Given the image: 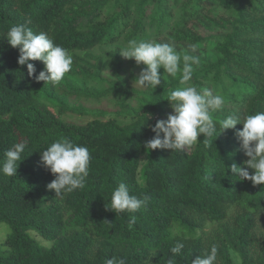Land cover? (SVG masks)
<instances>
[{
    "label": "trees",
    "instance_id": "trees-1",
    "mask_svg": "<svg viewBox=\"0 0 264 264\" xmlns=\"http://www.w3.org/2000/svg\"><path fill=\"white\" fill-rule=\"evenodd\" d=\"M25 23L72 55V69L58 84L35 80L42 62L30 61L32 77L18 64L19 49L6 33ZM149 36L193 46L200 64L188 85L223 95V109L213 112L217 126L230 114L243 121L264 111V0H0V166L10 148L26 145L17 175L0 174V222L10 226L0 264H105L113 257L191 264L213 245L215 264H236L232 253L241 264H264V185L229 171L247 160L235 134L242 124L207 144L201 135L183 151L144 148L154 135L149 125L167 113L171 91L183 87L180 73L171 77L161 69V86L145 89L135 105L124 99L125 112L117 115L128 117L127 124L104 119V111L84 124L63 118L85 114L72 98L126 95L122 86L87 90L88 78L101 81L100 61L89 64L77 53L91 56L97 47ZM61 138L87 147L91 159L85 187L56 197L41 153ZM120 183L131 195L147 196L146 206L135 213L110 210ZM31 232L51 245H40ZM178 242L184 248L174 256L170 249Z\"/></svg>",
    "mask_w": 264,
    "mask_h": 264
},
{
    "label": "clouds",
    "instance_id": "clouds-1",
    "mask_svg": "<svg viewBox=\"0 0 264 264\" xmlns=\"http://www.w3.org/2000/svg\"><path fill=\"white\" fill-rule=\"evenodd\" d=\"M6 38L11 48L19 49L17 62L21 66H27L29 77L36 73V68L30 61L43 63L44 69L35 75L37 82L58 84L72 69L73 57L68 50L55 44L47 33L34 32L27 23L11 26ZM120 54L125 59L134 60L137 66H144L134 80L141 88L161 86L163 76L160 69L164 70V75L171 77L180 73L179 84L183 87L172 90L168 97L172 113L166 120H158L154 126L149 125L154 135L144 143L147 152L157 149L183 151L196 144L201 135L204 137L203 142L207 144L213 136L217 138L221 133L235 129L237 124H242V130L235 134L247 160L241 166L233 163L229 171L240 180L251 181L253 186L264 185V111L249 114L243 121L237 115L230 114L221 119L217 126L213 112L223 109V95L214 94L208 88L198 89L188 85L192 79L193 65L200 64L198 57L188 53L181 54L167 43L143 39L128 41ZM25 147L24 143H17L4 154L0 174L7 177L17 175L19 164L24 160L22 154ZM90 159L89 149L85 146L76 145L67 138L52 142L41 153L42 165L55 177L47 185L48 190H54L58 197L83 189L89 176ZM249 170H252L251 174ZM148 200L147 196L138 198L131 195L128 186L120 183L111 193L109 209L115 213H135L145 207ZM135 219L133 215L130 222L134 223ZM183 248L184 244L178 242L170 251L175 256ZM217 253L218 249L213 245L209 253L196 256L191 264H215ZM105 264H127V261L123 257H113L107 259ZM168 264H175L174 258L169 259Z\"/></svg>",
    "mask_w": 264,
    "mask_h": 264
},
{
    "label": "rangeland",
    "instance_id": "rangeland-1",
    "mask_svg": "<svg viewBox=\"0 0 264 264\" xmlns=\"http://www.w3.org/2000/svg\"><path fill=\"white\" fill-rule=\"evenodd\" d=\"M150 41L164 44L165 42L154 40L153 36H149ZM141 40V39H140ZM128 41L123 39L116 45L110 46H100L91 51L88 55H83V53H77L85 61H89V64H94L97 60L100 61L101 72L100 77L101 81L96 83L94 80L88 78L84 84L87 90H91L92 87H96L99 91H107L113 87L119 88L122 86L123 90L126 92V95L111 93L105 96L100 97L99 99L87 98V97H76L71 99V105L74 107L84 108V115L77 114H65L63 118L67 121H71L77 124H84L88 121H91L95 118L96 111H104L107 113V116L104 119L115 118L118 122L127 124L130 122L128 117L123 115H117L118 112L124 113L125 109L121 106L124 99H126V104L130 105L136 104V99L140 97V94L145 91V88L139 87L134 81L140 74L143 65L137 66L136 62L132 59H125L120 52L125 49ZM167 44L171 45L176 49L177 52L184 53H193V46L189 44L188 46L182 43L168 42ZM182 66V62H181ZM161 70V69H160ZM163 70V69H162ZM164 72V70H163ZM172 113L171 106L168 108L167 113L161 117V120H166L168 115ZM214 229L210 226L206 229V235L211 234ZM10 233V226L6 222H0V252H3L6 249V237ZM262 230H258V237H261ZM31 235L37 240V242L42 246H50L51 242L44 239L39 234L31 232ZM232 256L236 264H241L240 258L232 253ZM216 264H220L219 262Z\"/></svg>",
    "mask_w": 264,
    "mask_h": 264
}]
</instances>
